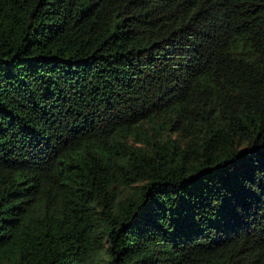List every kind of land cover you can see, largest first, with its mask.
I'll use <instances>...</instances> for the list:
<instances>
[{
    "label": "trees",
    "instance_id": "trees-1",
    "mask_svg": "<svg viewBox=\"0 0 264 264\" xmlns=\"http://www.w3.org/2000/svg\"><path fill=\"white\" fill-rule=\"evenodd\" d=\"M0 264H264V0H0Z\"/></svg>",
    "mask_w": 264,
    "mask_h": 264
}]
</instances>
